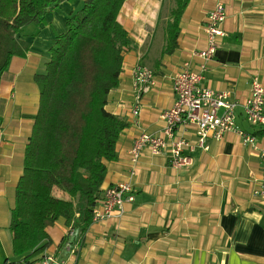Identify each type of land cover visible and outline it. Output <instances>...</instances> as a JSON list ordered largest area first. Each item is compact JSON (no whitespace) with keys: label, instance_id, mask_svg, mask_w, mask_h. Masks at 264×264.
I'll use <instances>...</instances> for the list:
<instances>
[{"label":"crops","instance_id":"1","mask_svg":"<svg viewBox=\"0 0 264 264\" xmlns=\"http://www.w3.org/2000/svg\"><path fill=\"white\" fill-rule=\"evenodd\" d=\"M218 1L189 0L179 21L177 48L169 55L162 51L176 0L124 2L118 22L130 45L123 53L119 85L109 93L105 109L127 127L118 137L115 160L105 162L100 199L109 187L129 182L134 201L124 204L121 217L92 222L83 234L77 221L67 225L59 219L46 229L49 246L34 264H43L45 259L54 264H264V199L253 194L262 179L264 127L249 125L240 107L236 109V126L256 139V149L244 145L236 132H229L219 141L208 139L207 150L196 146L186 153L191 164L181 169L170 166L168 150L152 155L144 149L134 175L128 176L133 167L129 152L136 138L141 133L163 136L162 114L175 101L173 77L186 64L198 71L203 63L192 53L206 49L205 18ZM83 2H63L46 14L44 23L24 27L19 39L29 44V51L25 57H14L1 77L0 264L21 260L12 254L9 225L31 134L30 130L24 143L20 124L12 127L11 99L17 90L35 92L34 76L44 74L50 49L57 36L67 31V17ZM223 5L224 36L197 87L228 92L232 101L243 103L250 96L254 77L264 89V0H223ZM156 37L160 46L154 50ZM136 65L148 67L155 84L142 96L139 114L134 117L132 70ZM37 110L38 105L31 114H19L21 124L30 123L32 129ZM175 136L196 145L193 125L179 126ZM69 229L72 236L67 238ZM68 241L77 249L74 254L65 247Z\"/></svg>","mask_w":264,"mask_h":264},{"label":"trees","instance_id":"2","mask_svg":"<svg viewBox=\"0 0 264 264\" xmlns=\"http://www.w3.org/2000/svg\"><path fill=\"white\" fill-rule=\"evenodd\" d=\"M126 0H84L66 20L67 31L50 49L44 74L35 75L37 113L24 149L9 231L12 264H34L49 246L46 229L59 219L77 221L83 234L92 223L116 143L127 124L105 109L119 85L123 53L130 40L118 22ZM72 0H0V81L14 57L29 44L24 27L42 24L50 11ZM189 0H176L166 26L169 55L177 48L179 21ZM77 216V219H76Z\"/></svg>","mask_w":264,"mask_h":264},{"label":"built area","instance_id":"3","mask_svg":"<svg viewBox=\"0 0 264 264\" xmlns=\"http://www.w3.org/2000/svg\"><path fill=\"white\" fill-rule=\"evenodd\" d=\"M226 14L223 0H219L214 9L208 13L204 22V32L207 38V47L202 51L192 53V56L203 63L198 71L184 68L172 79V91L175 101L172 106L163 112L165 122L163 136L141 133L134 141L130 150L132 169L129 177L134 175V166L142 150L147 149L152 155H160L163 151L169 152V163L173 169H181L191 164V153L195 147L207 150L206 141H219L226 133L236 132L244 145L256 149V139L245 134L236 126V109L240 107L246 122L252 127H264V89L257 77L251 81L250 96L243 103L232 101L228 92L216 93L210 89L197 87L206 72V63L211 60L218 49V40L224 36L221 25ZM155 84L153 72L146 66L136 65L132 70V86L134 92V107L132 114L137 117L140 110L142 96ZM181 125H193L197 130L196 145L185 139L175 136L176 129ZM263 165L260 187L254 190L256 197L264 199V151L260 153ZM133 186L129 182L119 183L105 190L103 198L92 211V222H102L121 217L124 213V204L134 201ZM67 238L72 236L69 229ZM65 247L74 254L77 249L68 241ZM43 264H54L51 259H45Z\"/></svg>","mask_w":264,"mask_h":264},{"label":"rangeland","instance_id":"4","mask_svg":"<svg viewBox=\"0 0 264 264\" xmlns=\"http://www.w3.org/2000/svg\"><path fill=\"white\" fill-rule=\"evenodd\" d=\"M160 39H157V37L153 41V48L154 50L160 46L159 43ZM33 85L36 87V85L33 83ZM35 92H32L30 89H24V90H17L13 93V99H11V106L12 108L10 109V112L13 114L12 116L14 117L13 120V125L12 127L16 128L18 124L23 130V141L27 140V137L30 133L31 126L30 123L28 124L27 122H24V124H21V120L18 119L19 114L22 113H28L31 114L33 110L36 108L38 105V90L36 87V90H33ZM28 102L30 104H28ZM31 105V106H30ZM27 121V120H26Z\"/></svg>","mask_w":264,"mask_h":264}]
</instances>
